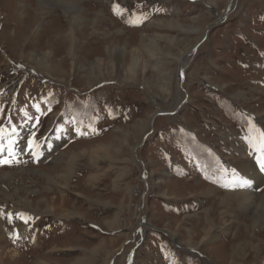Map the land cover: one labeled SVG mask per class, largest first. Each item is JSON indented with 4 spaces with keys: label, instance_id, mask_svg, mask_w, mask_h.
<instances>
[{
    "label": "rangeland",
    "instance_id": "374dc122",
    "mask_svg": "<svg viewBox=\"0 0 264 264\" xmlns=\"http://www.w3.org/2000/svg\"><path fill=\"white\" fill-rule=\"evenodd\" d=\"M1 1L0 264H264V0Z\"/></svg>",
    "mask_w": 264,
    "mask_h": 264
},
{
    "label": "bare ground",
    "instance_id": "6f19581e",
    "mask_svg": "<svg viewBox=\"0 0 264 264\" xmlns=\"http://www.w3.org/2000/svg\"><path fill=\"white\" fill-rule=\"evenodd\" d=\"M5 1H7L8 3H9V1L10 0H5ZM16 1H18V0H16ZM83 1V0H82ZM0 2H1V7H5L6 9H5V11H6V14L8 15V13L10 12L12 15H13V21L15 22V25H16V27L14 28V30H15V33H17V34H19V33H22L23 34V36H26V32L27 31H29V29L27 30V31H23L24 30V28H19V27H22L23 26V24L25 23L23 20H21L20 19V17H19V15H21V13L18 11V9H17V6H18V8H19V6H20V4H19V2H18V4H16L17 6H15V4L11 1V3L10 4H4L5 2H3V1H1L0 0ZM3 2V3H2ZM62 2H67V0H62ZM77 2V1H76ZM94 2V1H93ZM112 2V1H111ZM17 3V2H16ZM112 4V3H111ZM231 6V4H229V7ZM123 7H124V5H123ZM228 7V6H227ZM125 8V7H124ZM123 8V9H124ZM128 8H130V7H128ZM4 9V8H3ZM62 9H64V8H62ZM65 10H67V8H65ZM124 11V10H123ZM125 11H126V8H125ZM98 13V12H97ZM32 19H34V15H33V18ZM7 20V19H6ZM4 23H6V21L4 20V22H3V25H4ZM61 28V27H60ZM27 29V28H26ZM63 30L62 29H59L58 28V30H57V32H56V34L58 33V32H62ZM65 31H66V29H65ZM4 32V31H3ZM14 33V34H15ZM65 33V32H64ZM4 34H6L5 32H4ZM41 34V33H40ZM56 38H57V41H62V39L63 40H65V39H68V41H70V40H72V36H69V35H64V34H62V35H59V36H56ZM61 38V39H60ZM185 57V56H184ZM42 61V60H41ZM185 64L188 62L187 60H185V61H183ZM39 64H43V65H45V63H39ZM184 65V64H183ZM51 71V70H50ZM180 74H182L181 73V69H180ZM259 114V113H258ZM237 148V147H236ZM239 152V151H238ZM240 153V152H239ZM241 155V154H240ZM245 157H242V156H240V157H238L235 161H233L234 159H232V161H233V163H235L236 164V168L240 171V173L242 174V175H244V176H250V178L252 179V180H254V181H258V178H259V175L258 174H255V173H253V175L251 174L252 172H253V169L254 168H251V162L250 161H247L246 159H244ZM244 159V160H243ZM231 160V159H230ZM129 161V160H128ZM133 162V161H132ZM109 163V162H108ZM112 165V164H111ZM254 171H256V170H254ZM16 172V171H15ZM14 175V170L11 172V171H1V174H0V182H1V184L2 183H7L10 187L12 186V190L10 189V187H8V190H10V193H2V191H4V189L3 190H1L0 191V198H1V200H8V199H10L13 203H14V205H15V211H19V210H21L22 208H29L30 209V203H31V201H27L25 198H23V197H21L20 195H19V190L17 189V187H14V185H12V182H11V180H14V183H18V181H16L15 180V178H17V177H15V176H13ZM5 184H2V185H5ZM7 190V189H6ZM2 193V194H1ZM227 194H233V193H227ZM242 196H245L246 198H250V196H251V194L252 193H249V192H243V193H240ZM234 195H236V194H233V196ZM0 203H3V201L2 202H0ZM11 203V202H10ZM23 210H25V209H23ZM32 210V209H31ZM35 211H37L36 213L37 214H41V213H43V214H47V213H51V210H49L48 208L46 209V210H44V211H38V210H35ZM1 213V212H0ZM8 214V213H7ZM7 214L5 213V212H2L1 213V215H2V217H3V219H4V217H7ZM1 217V216H0ZM8 218V217H7ZM2 221V220H1ZM6 221H8V220H6ZM3 222V221H2ZM1 223V222H0ZM141 227L143 228V226H146V224H144V221H142L141 222ZM26 227V226H25ZM6 233V232H5ZM253 236H254V234H253ZM174 238V237H173ZM37 240V239H36ZM34 242V241H33ZM55 246V245H54ZM243 255H244V252H243ZM124 258V257H123ZM121 260V259H120ZM123 261V260H122ZM121 261V262H122ZM73 263V262H72ZM233 263V262H232ZM43 264H45V263H43ZM74 264H81L80 263V261H76ZM118 264H119V262H118ZM233 264H235V263H233Z\"/></svg>",
    "mask_w": 264,
    "mask_h": 264
},
{
    "label": "snow or ice",
    "instance_id": "6c2138e0",
    "mask_svg": "<svg viewBox=\"0 0 264 264\" xmlns=\"http://www.w3.org/2000/svg\"><path fill=\"white\" fill-rule=\"evenodd\" d=\"M12 161L11 160H8V159H4V160H0V163H11Z\"/></svg>",
    "mask_w": 264,
    "mask_h": 264
},
{
    "label": "water",
    "instance_id": "95a60500",
    "mask_svg": "<svg viewBox=\"0 0 264 264\" xmlns=\"http://www.w3.org/2000/svg\"><path fill=\"white\" fill-rule=\"evenodd\" d=\"M229 10V6L228 7H226V10L225 11H228Z\"/></svg>",
    "mask_w": 264,
    "mask_h": 264
},
{
    "label": "crops",
    "instance_id": "0c3cea01",
    "mask_svg": "<svg viewBox=\"0 0 264 264\" xmlns=\"http://www.w3.org/2000/svg\"><path fill=\"white\" fill-rule=\"evenodd\" d=\"M35 242H36V240H35Z\"/></svg>",
    "mask_w": 264,
    "mask_h": 264
}]
</instances>
